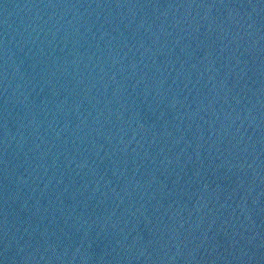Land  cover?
Returning a JSON list of instances; mask_svg holds the SVG:
<instances>
[{
    "label": "water",
    "instance_id": "1",
    "mask_svg": "<svg viewBox=\"0 0 264 264\" xmlns=\"http://www.w3.org/2000/svg\"><path fill=\"white\" fill-rule=\"evenodd\" d=\"M0 264H264V0H0Z\"/></svg>",
    "mask_w": 264,
    "mask_h": 264
}]
</instances>
